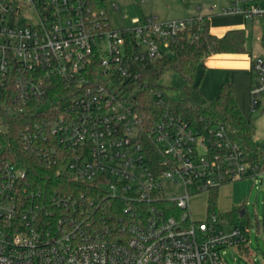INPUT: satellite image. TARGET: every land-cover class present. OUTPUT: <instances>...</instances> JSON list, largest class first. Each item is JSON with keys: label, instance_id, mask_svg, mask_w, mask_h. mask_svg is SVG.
Segmentation results:
<instances>
[{"label": "built area", "instance_id": "built-area-1", "mask_svg": "<svg viewBox=\"0 0 264 264\" xmlns=\"http://www.w3.org/2000/svg\"><path fill=\"white\" fill-rule=\"evenodd\" d=\"M24 7L36 21H15ZM224 13L264 18V0H232ZM203 19L135 17L110 29L105 10H91L87 0H0V95L39 111L24 137L58 139L62 172L122 204L104 214L97 196L81 192L55 194L45 207L25 168L0 155V264H226L224 250L248 240L215 214L194 218L190 199L239 178L264 182V148L252 155L224 125L197 127L168 111L147 130L135 107L136 63L162 56ZM252 68L255 109L264 59ZM57 78L66 80L61 91ZM166 180L183 194L167 195Z\"/></svg>", "mask_w": 264, "mask_h": 264}, {"label": "trees", "instance_id": "trees-1", "mask_svg": "<svg viewBox=\"0 0 264 264\" xmlns=\"http://www.w3.org/2000/svg\"><path fill=\"white\" fill-rule=\"evenodd\" d=\"M93 11L105 10L108 16L106 0H87ZM208 20L196 22L178 34L176 42L171 44L160 57L148 61H138L136 70L140 73L135 79L139 86L135 94V107L143 117V125L148 130L159 114L168 111L184 117L191 124L219 125L226 127L232 139L239 141L246 152L256 155L258 144L254 140L255 125L241 112L234 96L232 83H222L218 93L206 96L198 81L199 71L204 67L207 56L214 52L240 51L245 49L246 34L244 29L227 31L223 36L210 32ZM168 71L181 74L187 81L184 102H173L167 96L165 86L160 83L161 77ZM204 73V69H203ZM202 73V74H203ZM56 90L61 91L66 84L64 79H55ZM163 90L166 97L159 101L152 92ZM34 108H19L11 102L8 95H0V149L3 160L18 163L26 170L29 189L40 192L38 200L45 206L52 205V196L71 194L78 196L84 192L87 197L97 196L104 214L121 211L122 204L116 200L102 198V194L91 184L84 183L63 173L60 168L62 145L54 137H24V132L35 130V123L40 117ZM251 155V156H252ZM218 188L210 191L208 201L209 214H215L220 223H249L246 212L241 214L242 207L229 212L217 209ZM247 241L237 244L248 254Z\"/></svg>", "mask_w": 264, "mask_h": 264}, {"label": "rangeland", "instance_id": "rangeland-1", "mask_svg": "<svg viewBox=\"0 0 264 264\" xmlns=\"http://www.w3.org/2000/svg\"><path fill=\"white\" fill-rule=\"evenodd\" d=\"M232 0H106L110 29H122L132 24L135 17L151 18L155 22L193 17L206 18L209 30L223 36L234 28H244L246 33L245 49L240 51L214 52L207 56L204 67L199 71L198 81L203 93L214 96L222 83H232L237 104L248 119L255 125L254 140L258 147L264 148V93L259 96V104L252 109L251 85L259 80V74L252 71L253 62L264 59V43L260 37L264 33V18H246L242 14H225ZM118 5V8L114 6ZM34 9L24 7L21 16L15 20L20 25L36 21ZM204 69V73H203ZM203 73V74H202ZM167 96L173 102L186 99V79L175 71L166 72L160 79ZM165 192L169 196L183 194L179 185L166 180ZM209 191L194 194L190 199L192 216L204 219L209 212ZM242 207L246 210L249 223L238 221L245 232L248 254L237 245L228 246L223 252L226 264H264V182L258 177H244L228 181L219 186L217 209L229 212ZM235 223L225 225V230H233Z\"/></svg>", "mask_w": 264, "mask_h": 264}, {"label": "crops", "instance_id": "crops-1", "mask_svg": "<svg viewBox=\"0 0 264 264\" xmlns=\"http://www.w3.org/2000/svg\"><path fill=\"white\" fill-rule=\"evenodd\" d=\"M234 29H244V28H232V29H230V30H234ZM245 30V29H244ZM211 32V31H210ZM212 33V32H211ZM214 34V33H213ZM246 34V33H245ZM264 34V33H263ZM216 35V34H215ZM260 39H262L263 40V35L260 37ZM263 43H264V40H263ZM253 65V64H252ZM252 71H254L253 70V68H252ZM258 83V82H257ZM256 84V83H255ZM252 86V85H251ZM202 89V88H201ZM203 91V90H202Z\"/></svg>", "mask_w": 264, "mask_h": 264}, {"label": "water", "instance_id": "water-1", "mask_svg": "<svg viewBox=\"0 0 264 264\" xmlns=\"http://www.w3.org/2000/svg\"><path fill=\"white\" fill-rule=\"evenodd\" d=\"M245 212H246L245 209H242V210H241V214H244Z\"/></svg>", "mask_w": 264, "mask_h": 264}]
</instances>
